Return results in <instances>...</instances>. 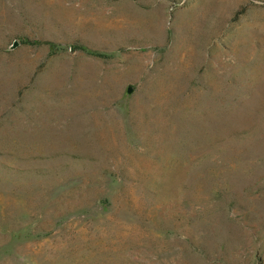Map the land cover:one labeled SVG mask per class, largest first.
<instances>
[{"label":"rangeland","instance_id":"1","mask_svg":"<svg viewBox=\"0 0 264 264\" xmlns=\"http://www.w3.org/2000/svg\"><path fill=\"white\" fill-rule=\"evenodd\" d=\"M0 264H264V0H0Z\"/></svg>","mask_w":264,"mask_h":264},{"label":"water","instance_id":"2","mask_svg":"<svg viewBox=\"0 0 264 264\" xmlns=\"http://www.w3.org/2000/svg\"><path fill=\"white\" fill-rule=\"evenodd\" d=\"M132 91V88L131 87H129V92H131Z\"/></svg>","mask_w":264,"mask_h":264}]
</instances>
